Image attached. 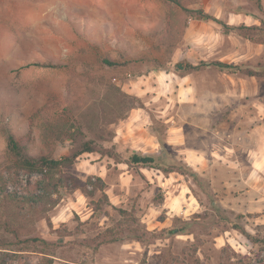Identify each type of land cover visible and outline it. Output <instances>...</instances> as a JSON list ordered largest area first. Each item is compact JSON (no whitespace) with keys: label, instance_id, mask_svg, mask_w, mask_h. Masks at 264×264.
<instances>
[{"label":"rangeland","instance_id":"obj_1","mask_svg":"<svg viewBox=\"0 0 264 264\" xmlns=\"http://www.w3.org/2000/svg\"><path fill=\"white\" fill-rule=\"evenodd\" d=\"M173 1L0 0V171L7 132L29 136L31 157L96 141L58 194L20 199L19 237L44 240L51 264H264V43L244 36L264 0ZM111 136L194 176L115 163L98 140ZM20 254L12 264H48Z\"/></svg>","mask_w":264,"mask_h":264},{"label":"trees","instance_id":"obj_2","mask_svg":"<svg viewBox=\"0 0 264 264\" xmlns=\"http://www.w3.org/2000/svg\"><path fill=\"white\" fill-rule=\"evenodd\" d=\"M174 2L173 0H166ZM260 0H257L259 3ZM177 4L176 2H174ZM264 13V12H263ZM208 18V16H205ZM213 19V18H212ZM213 21H216L213 19ZM244 36L246 39L252 42L264 43V22L260 26H251L244 29ZM107 65L112 66L113 64L105 61ZM200 67H212L215 69L226 70L232 68L224 63L214 62L210 64H200L198 66H193L188 62H177L173 64L172 71L175 74H184L192 70H196ZM250 76H253L252 72H249ZM124 96V95H123ZM125 97V96H124ZM73 128L76 131H79V128L73 124ZM67 131H71V127H67ZM80 135V134H79ZM29 139V136L25 138L18 139L10 132L6 134V150L4 153V161L8 164L9 169V178H6L7 174H4L0 171V228L3 230L4 234H7L10 238V242L2 241L0 237V264L14 263L15 259L21 255L20 253H34L42 254L43 261L51 264L53 259H49V254L45 252H38L35 245L41 244L47 246V243L35 237L20 239L18 231L16 229V224H18V219L21 216L19 212V203L20 199H27L30 203L31 208H34L36 204L41 202V196L44 198L50 199L53 195L58 194L59 190L68 185L69 182L67 179H64L65 173L64 170L71 168L76 160L83 154H91L96 151V141L89 140H77L76 137L71 136L70 141L72 143V149L70 152L60 158H52L48 154H42L37 157L28 156L25 152L26 141ZM114 136H111L108 140L105 137H99V141L105 143H110V149L107 150L106 156L109 159H112L115 163H124L129 168H144V169H157L161 170L163 173H179L182 175H191L194 174L189 170V167L185 164L178 166L175 158V154L171 156H166L165 159H161L153 154H144L141 152H135L129 150L128 148H121L120 150L118 145L113 142ZM163 148H166V145L161 143ZM181 165V164H180ZM188 170V173H185L183 170ZM39 175L40 178L35 183V189L37 192L30 191L24 196L19 194L16 190L9 192L8 183H14L15 180L21 175L26 176V182L29 183V178L33 175ZM12 181V182H11ZM100 183V179L97 180ZM103 186V184H101ZM100 186V189L102 188ZM76 185H73L75 188ZM42 192L41 194L39 192ZM103 192V190L101 189ZM86 193V192H84ZM55 204L56 201H53ZM10 205L12 211L9 213L10 219L8 222H1V218L5 217V206ZM29 215H33L32 213ZM119 240L118 238L113 241ZM29 244V245H28ZM32 247V248H31ZM32 249V250H30Z\"/></svg>","mask_w":264,"mask_h":264}]
</instances>
